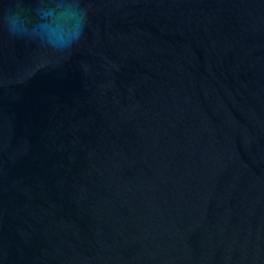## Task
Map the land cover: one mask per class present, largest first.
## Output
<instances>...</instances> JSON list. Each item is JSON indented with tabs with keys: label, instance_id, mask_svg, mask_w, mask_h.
Returning <instances> with one entry per match:
<instances>
[{
	"label": "water",
	"instance_id": "1",
	"mask_svg": "<svg viewBox=\"0 0 264 264\" xmlns=\"http://www.w3.org/2000/svg\"><path fill=\"white\" fill-rule=\"evenodd\" d=\"M81 4L0 24V264H264V0Z\"/></svg>",
	"mask_w": 264,
	"mask_h": 264
},
{
	"label": "clouds",
	"instance_id": "2",
	"mask_svg": "<svg viewBox=\"0 0 264 264\" xmlns=\"http://www.w3.org/2000/svg\"><path fill=\"white\" fill-rule=\"evenodd\" d=\"M25 9L16 0L0 15V24L9 35L38 41L57 53L70 51L81 40L88 24L87 9L81 0H32Z\"/></svg>",
	"mask_w": 264,
	"mask_h": 264
}]
</instances>
